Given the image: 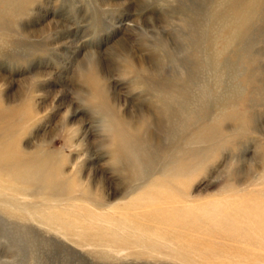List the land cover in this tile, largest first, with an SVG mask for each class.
<instances>
[{
	"label": "rangeland",
	"instance_id": "rangeland-1",
	"mask_svg": "<svg viewBox=\"0 0 264 264\" xmlns=\"http://www.w3.org/2000/svg\"><path fill=\"white\" fill-rule=\"evenodd\" d=\"M0 264H264V0H0Z\"/></svg>",
	"mask_w": 264,
	"mask_h": 264
}]
</instances>
